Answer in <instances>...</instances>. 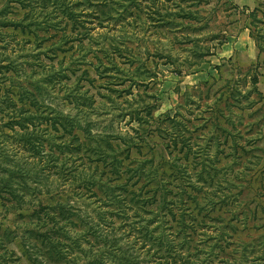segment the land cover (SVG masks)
I'll return each mask as SVG.
<instances>
[{
	"label": "rangeland",
	"instance_id": "rangeland-1",
	"mask_svg": "<svg viewBox=\"0 0 264 264\" xmlns=\"http://www.w3.org/2000/svg\"><path fill=\"white\" fill-rule=\"evenodd\" d=\"M21 104L66 117L58 179ZM1 149L0 264H264V0H0Z\"/></svg>",
	"mask_w": 264,
	"mask_h": 264
},
{
	"label": "trees",
	"instance_id": "trees-1",
	"mask_svg": "<svg viewBox=\"0 0 264 264\" xmlns=\"http://www.w3.org/2000/svg\"><path fill=\"white\" fill-rule=\"evenodd\" d=\"M19 107L21 110H23V112L22 113L19 112L18 114L15 113L17 116L16 118H12L13 114L11 116H8L9 121L6 122V124L4 126V128L9 130L10 132L9 133L4 132V133H2V135H4V138L6 140H11V142H14L13 146L11 147V150L7 149L6 151H10V153L13 155L15 152H16V154L17 153L21 154L22 153L21 150H23V148L27 149V151L31 152V155H32V157H31L32 162L28 163V165H31V166H29L27 168H33L36 165L38 170L40 172H43L46 175V177H48V176L50 177V175L53 176L54 174H56L55 176L58 179V177H59L58 171L64 170V167H63L64 163L61 162V160L58 156L64 155V157H65L66 154H64L62 147L60 145L59 146L55 145V146L51 147L50 146L51 144L48 142H49V140H51V139H49V136L51 135L50 131L55 130L57 132H61L59 129L64 127V124H65L64 120H66V117L63 118V116H58L57 119H59V121H56L55 118L57 116L56 115L51 116L49 114L46 116V118H44V119H46V122L44 124L45 126H42L40 123L31 121V123L29 125L33 130L36 131L38 136H35L36 138L32 140L31 135H33V133L31 132V133H29V135H30V140H29V135L24 133V132H21V130H19L20 128H27L22 124L21 121H19V118L22 117L24 114V115H27L26 116L27 118H31L33 120L37 119L36 108L30 109L27 106H24L22 104ZM38 122H41V121H38ZM48 122H50L51 124L48 125ZM45 132H47L46 133L47 136H45V134H44ZM62 136H64V135H62ZM44 141H47V143L45 145H47L49 147L48 149H45V150H44V144H43ZM2 142H4V141H2ZM129 148L130 147H126V151H128ZM15 149H17V150H15ZM31 149H34V150H31ZM6 151L4 149H1V151H0V157L3 158L2 160H9L10 163H13V162L16 163V159L8 158L9 153H7ZM17 151H19V152H17ZM129 152L130 151H128L127 153H129ZM58 163H61V165L58 166ZM32 164H34V165H32ZM20 170H26V168H21ZM14 171L15 170L12 169V170H9L8 173H11ZM27 174H28V183L31 184L32 182H34V180L32 179V175L30 174V172ZM74 182L76 183L78 181L75 180V178H72L71 183H74ZM3 184H4V187H3L4 189H6V187L11 186L10 182L9 183L6 182ZM55 193H58V189ZM74 193L76 194V192H74ZM52 195H54V194H52ZM81 196H82V194H81ZM66 200H67V198L62 200V201L66 204V202H67ZM51 205H52L51 207L56 208V209H61L64 206L59 201L58 202L56 201L55 204H51ZM74 213H75V210H69V212L67 211V212L63 213L61 216V221L65 222L68 219V217ZM67 222H69V221H67ZM48 225H50V224H45V226H48ZM48 237H50V236L45 235L44 238L41 239V244L45 245V249L47 251L49 250L47 257L49 258L50 263L51 264H60L61 262H56L55 260L52 259V256H51L52 253H56L55 249H53V248L55 247V245L57 243H59V241L55 238H52V237L48 238ZM93 237H96V236H93ZM97 238L100 239V237H97ZM82 250H83L82 252L84 253V255L88 256L87 258H83V261H85L84 264H109V262H107V261H108L110 256H108L107 254H104L103 249H96L94 251L93 250L89 251L87 248H85ZM145 259H146L145 256L142 253L139 254L138 251H135L131 254L122 252V253H119V256L116 259V260H118V262L116 264H123V263H125V264H150V262L143 263L142 261Z\"/></svg>",
	"mask_w": 264,
	"mask_h": 264
}]
</instances>
